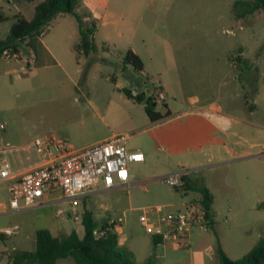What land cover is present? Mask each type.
<instances>
[{
  "label": "rangeland",
  "instance_id": "obj_1",
  "mask_svg": "<svg viewBox=\"0 0 264 264\" xmlns=\"http://www.w3.org/2000/svg\"><path fill=\"white\" fill-rule=\"evenodd\" d=\"M237 1L249 0H80L77 13L84 23L97 24L92 34L94 52L85 56L75 51L77 23L63 15L56 21L60 25L50 26L45 33L58 45L55 53L61 66L35 68L23 58H0V124L4 126L0 138L4 142L24 145L51 135L80 149L124 134L127 148L143 154V162L128 165L134 183L130 189L83 200L98 226L115 222L122 228L118 243L132 249L135 264H190L197 257L202 264H218L205 247L219 243L228 259L238 260L264 239V210L256 209L259 192L264 197L258 159L200 173L189 166L188 156L194 154L187 149L190 142L182 137L187 141L177 147L168 141L173 133L185 136L183 131H195L199 119L192 113L210 101L218 112L247 122L250 111L254 143L264 136V12L249 11L246 4L236 7ZM31 6L0 0L7 19L0 23V41L8 36L19 8L31 19ZM69 34L73 39L68 40L66 51L61 43ZM106 34L116 39L115 46L104 42ZM130 48L142 56L149 77L145 82L131 68L127 72L144 86L125 81L127 74L122 76L114 68L112 56L118 51L124 56ZM114 75L117 81L111 80ZM159 84L164 86L165 100L157 102L155 109L164 113L168 105L171 117L150 123L143 105L130 101L123 90L142 94ZM209 118L213 120L212 115ZM185 170L190 176L200 173L205 183L212 184L217 228H195L187 247L171 242L155 247L139 220L140 209L165 205L167 211H174L195 198L196 193L177 191L162 179ZM6 198V189L0 187V201ZM60 206L69 212L68 205ZM57 209L52 204L0 214V264H12L10 256L33 250L38 229L46 228L56 236L76 230L81 236V222L57 216ZM13 226H18L17 233H2ZM56 264L75 263L66 258Z\"/></svg>",
  "mask_w": 264,
  "mask_h": 264
},
{
  "label": "built area",
  "instance_id": "obj_2",
  "mask_svg": "<svg viewBox=\"0 0 264 264\" xmlns=\"http://www.w3.org/2000/svg\"><path fill=\"white\" fill-rule=\"evenodd\" d=\"M46 31L43 29L40 36ZM29 56L30 60L33 59L32 52ZM3 58L17 59L18 55L10 52ZM143 94L154 103L165 100L159 85H154ZM0 130H4L3 124H0ZM127 138V135L116 134L83 149H74L65 139L51 135L20 148H14L0 138V187L4 186L8 191V209L19 211L54 204L56 200L51 195L58 193L57 200L65 202L69 212L66 214L63 209H58L56 215L82 222V200L89 194L99 189L128 190L133 185L128 165L142 162L144 156L127 148ZM12 152L34 153L38 159L17 166L7 158ZM187 175L185 170L162 179L178 189L184 185L183 178ZM166 208L164 205L141 208L139 217L146 233L162 242L187 247L186 240L195 228L206 229L210 225L205 208L197 202H185L174 211H167ZM17 231L18 226H13L4 228L2 233L13 235Z\"/></svg>",
  "mask_w": 264,
  "mask_h": 264
},
{
  "label": "trees",
  "instance_id": "obj_3",
  "mask_svg": "<svg viewBox=\"0 0 264 264\" xmlns=\"http://www.w3.org/2000/svg\"><path fill=\"white\" fill-rule=\"evenodd\" d=\"M25 2H36L33 17L26 20L15 16V22L9 30L8 36L0 42V58L6 53H18L17 47L20 42L27 38L40 37L43 29H49L52 21L60 15H70L77 23L79 42L74 46L77 53L82 52L88 56L95 51L92 42V34L95 24L90 22L86 25L77 13L80 0H19ZM247 5L249 11L261 10L264 12V0L237 1L235 6ZM7 20L0 13V23ZM123 65H130L135 72H141L143 63L140 57L132 50H128L123 56ZM125 69L123 68L122 71ZM127 81L132 85H145L142 80L128 77ZM125 96L136 103L144 105V111L151 123L163 121L170 116L167 106L165 112L155 110L153 101L146 99L145 95L137 93L133 95L130 91L123 90ZM184 185L178 190L193 191L200 194L197 203L206 210V217L210 220L212 229L213 218L210 211L211 195L208 190L190 182L188 176L183 178ZM258 209L264 210V202L258 204ZM83 234L80 236L75 230L68 235L56 237L47 229H38L35 232L34 249L31 251L17 252L9 257L12 264H56L60 259L70 258L75 264H135L133 255L118 246V235L115 232V223L102 224L98 226L91 212L82 210ZM96 231V233H94ZM155 242L161 240L154 238ZM215 257L218 264H264V239L260 240L247 255L238 260H230L225 255L219 243L215 245Z\"/></svg>",
  "mask_w": 264,
  "mask_h": 264
},
{
  "label": "crops",
  "instance_id": "obj_4",
  "mask_svg": "<svg viewBox=\"0 0 264 264\" xmlns=\"http://www.w3.org/2000/svg\"><path fill=\"white\" fill-rule=\"evenodd\" d=\"M9 1L18 2L19 0H9ZM30 3H32L31 9H30V16L32 19L33 13H34V8L36 6V2H30ZM0 13L3 14L1 9H0ZM15 16L23 17L26 20H31V19H27L25 17V15H23L22 10L20 8L18 9ZM60 16H63V15H60ZM60 16H58L54 21H52L51 26H53L55 24L54 27H58L60 25V22H58V23L56 22ZM14 22H15V19H13V22L9 25L8 32H9L10 27L12 26V24ZM107 23H108V21L102 22V24L108 25ZM96 28H97V24H95V32L94 33H96ZM45 33L40 37L27 38L23 42H20L18 47H17L18 58L15 60L21 61L23 58V60L26 63L31 64L35 68H42V67L44 68V67H49L53 64L54 65L60 64V63H58V59H57L56 53H55V52H58V49H57L58 45H54V41H53L54 38H51L50 35H48V34L45 35ZM93 37H94V35H92V40L94 39ZM104 38H105L104 42H109L110 44H113V46H115L117 44L116 39H114V37H112L108 34H106L104 36ZM72 39H73L72 34L66 35L65 41L61 43L62 48L64 50H66V51L69 50V47H70L69 42ZM3 40H1V41H3ZM68 40H70V41H68ZM129 50H132L141 59L142 56L140 54H138L135 50H133L132 48H130ZM31 52L33 53V59H31V63H29L30 58H28V57H29V54ZM112 57H114V60L116 62L114 68L119 70L122 76L124 73L127 74V77L126 76L123 77L125 79V81H127L128 77H132L131 75L128 74L127 71H130L129 68H131L132 71H134L133 68L130 65H125V66L123 65V54L120 51H118L116 53V57L115 56H112ZM241 64L245 65V61L243 59L241 60ZM60 66H61V64H60ZM234 67H236V66H234ZM123 68L125 69L124 71H122ZM137 73H139L140 76L143 79H145V82L148 80L149 76L147 73H145L144 69H142L141 72H137ZM111 80L117 81V76L114 75L111 78ZM159 86L161 87V89L164 92V86H162L161 84H159ZM147 89L148 88H145V91ZM86 100H87V103L91 104L90 99H86ZM129 100L133 102L132 99H129ZM214 106H215V102L210 101L208 104H204L202 106L201 111L196 112V113H192L193 115H195V117H198L197 119H199L195 123L197 126L195 131H193L191 129H189V131H183L182 134H184L185 136H180V132L173 133L171 135V138L168 139V141L170 143H172L174 146L183 147L184 143L188 140L190 142V144L187 147V149L188 150L193 149V152H194L193 155L188 156V159L191 160L189 166L191 168H193V170L199 171L200 173H204L203 171L209 172V171H211L212 168L216 169L219 167L230 165L231 163L241 162L244 165H247V161H249L253 158H256V159H258V161L260 163L261 175H263V177H264V136L261 138V140L256 141L254 143L253 132H252L253 125H252V122L250 119L252 117V113L250 111L248 112V117H249L248 120L249 121L247 122V121H244V119L236 118L234 116H229V115L220 113V112H218V110ZM143 108H144V105H143ZM167 110L170 112L168 105H167ZM156 111H158V110H156ZM210 115H212L213 120H211V118H209ZM170 117H171V113L167 119H169ZM113 135H110L109 137L105 138L104 140L110 138ZM182 137H185V139H187V140H184ZM2 141H3V139H2ZM4 143H6V142H4ZM32 143L33 142L26 143L24 145L23 144L22 145H16V146H12V147L20 148V147L28 146ZM96 143H98V142H96ZM96 143H93V144H96ZM93 144H91V145H93ZM91 145H89V146H91ZM84 148H87V147H84ZM80 149H83V148H80ZM7 158L12 162V164L19 166V165H26L28 163H31L32 161H37L38 156H36V154H34V153H29V152H23V153L22 152H18V153L12 152V153L7 155ZM181 166H183V165H181ZM187 173H188L187 176H189L190 182H192L193 184H196L198 186H202V187L206 188L208 190L209 194L211 195L210 211H211L212 218H213V224H212V229L210 227V230L214 231L217 228V223H216L215 218L218 214V208L216 206V201H215L216 199L214 197V191L210 187V185H212V184L210 183V185H209L208 183H205L207 181H205V178L203 176H201L200 173L197 176H190L189 171H187ZM170 175H172V174H170ZM133 185H134V183H133ZM1 187L5 188L4 186H1ZM118 189L119 188H115V189H111V190L99 189L98 191L89 194L84 199L92 200L94 198V196L99 194V193L116 191ZM6 192H7L6 200L0 201V214L6 213L9 210L8 209L9 195H8L7 189H6ZM187 192L196 193V197L192 198L190 201H194V202L199 201V199H200L199 193L193 192V191H187ZM51 197L56 200V202L54 204L53 203L52 204L58 206V209H63L60 205H62V206L67 205L65 202L57 200V198L59 197L58 193H53L51 195ZM83 200H82V204L85 207L84 210H87L86 206H85V201H83ZM186 202H189V201H186ZM262 202H264V197L262 196V193L259 192V201L256 204V209H258L257 208L258 204H260ZM184 203H182V204H184ZM52 204L51 203L50 204H43V205H40L37 207L47 206V205H52ZM182 204L180 205L181 207H182ZM166 207L168 208V206H166ZM181 207H179V208H181ZM179 208H177L175 210H178ZM63 210L65 212H67L65 209H63ZM229 211H231L230 208H229ZM42 229H46V228H42ZM48 231H50V230H48ZM115 232L117 233L118 238L120 235H123L122 228L120 226H118L116 223H115ZM50 233L53 236H56L51 231H50ZM82 234H81V236H82ZM56 237H60V236H56ZM190 238H191V234H190L189 238L186 240L187 244H190V242H189ZM152 242H153V245L155 247L160 245L161 243H163L162 241L160 243L155 242L153 237H152ZM164 242H167V241H164ZM118 246L120 248H123V249L127 250L128 252H130L134 257V254L130 251L132 249H128L125 245L119 244V243H118ZM214 250H215L214 245L213 246H207L204 249V251H209V253L207 252V254H210L211 257H215V251ZM190 264H202V258L197 257L195 259V261L191 260Z\"/></svg>",
  "mask_w": 264,
  "mask_h": 264
},
{
  "label": "water",
  "instance_id": "obj_5",
  "mask_svg": "<svg viewBox=\"0 0 264 264\" xmlns=\"http://www.w3.org/2000/svg\"><path fill=\"white\" fill-rule=\"evenodd\" d=\"M130 92H131V91H130ZM153 106L155 107V106H156V103H153ZM94 233H96V231H95Z\"/></svg>",
  "mask_w": 264,
  "mask_h": 264
}]
</instances>
